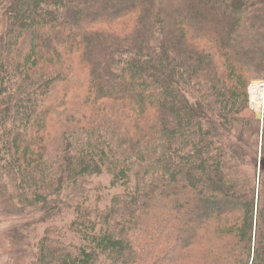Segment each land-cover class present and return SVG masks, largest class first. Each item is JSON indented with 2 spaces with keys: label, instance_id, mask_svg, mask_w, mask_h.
<instances>
[{
  "label": "trees",
  "instance_id": "trees-1",
  "mask_svg": "<svg viewBox=\"0 0 264 264\" xmlns=\"http://www.w3.org/2000/svg\"><path fill=\"white\" fill-rule=\"evenodd\" d=\"M258 80L264 0H0V193L71 211L30 264H264Z\"/></svg>",
  "mask_w": 264,
  "mask_h": 264
},
{
  "label": "rangeland",
  "instance_id": "rangeland-1",
  "mask_svg": "<svg viewBox=\"0 0 264 264\" xmlns=\"http://www.w3.org/2000/svg\"><path fill=\"white\" fill-rule=\"evenodd\" d=\"M253 85H258L264 88V80L253 82ZM262 108H264V103ZM96 188H102V196L108 197L113 195L116 190L110 185V178L108 176H95L86 180L74 191H79L80 195L84 190L85 195L90 194L93 196ZM72 190H69V193ZM71 212V211H70ZM70 212L66 210L61 215H50L45 217L47 220L44 223H38L41 220L40 213H33L30 215L21 214L13 204H9L5 197L0 193V264H30L31 263V248L36 239L39 238L44 230L50 223L67 221L70 218ZM53 220V221H52ZM64 224H59V226ZM18 231L21 235H27L24 241L18 238H13L11 233Z\"/></svg>",
  "mask_w": 264,
  "mask_h": 264
},
{
  "label": "bare ground",
  "instance_id": "bare-ground-1",
  "mask_svg": "<svg viewBox=\"0 0 264 264\" xmlns=\"http://www.w3.org/2000/svg\"><path fill=\"white\" fill-rule=\"evenodd\" d=\"M264 103V88L258 85H253L250 88V107L256 113H262ZM264 115V110H263Z\"/></svg>",
  "mask_w": 264,
  "mask_h": 264
},
{
  "label": "water",
  "instance_id": "water-1",
  "mask_svg": "<svg viewBox=\"0 0 264 264\" xmlns=\"http://www.w3.org/2000/svg\"><path fill=\"white\" fill-rule=\"evenodd\" d=\"M257 119L262 121L263 120V113H257Z\"/></svg>",
  "mask_w": 264,
  "mask_h": 264
},
{
  "label": "built area",
  "instance_id": "built-area-1",
  "mask_svg": "<svg viewBox=\"0 0 264 264\" xmlns=\"http://www.w3.org/2000/svg\"><path fill=\"white\" fill-rule=\"evenodd\" d=\"M251 105V104H250ZM264 110V108H262ZM263 110H262V113H263ZM256 113V112H255Z\"/></svg>",
  "mask_w": 264,
  "mask_h": 264
}]
</instances>
